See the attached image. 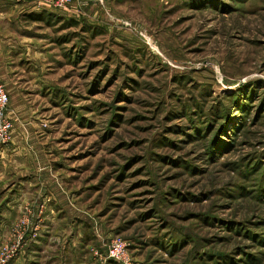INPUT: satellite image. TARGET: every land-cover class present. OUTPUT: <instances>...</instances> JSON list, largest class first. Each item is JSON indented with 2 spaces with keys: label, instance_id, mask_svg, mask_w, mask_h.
<instances>
[{
  "label": "rangeland",
  "instance_id": "obj_1",
  "mask_svg": "<svg viewBox=\"0 0 264 264\" xmlns=\"http://www.w3.org/2000/svg\"><path fill=\"white\" fill-rule=\"evenodd\" d=\"M10 19L7 264H264V0H25Z\"/></svg>",
  "mask_w": 264,
  "mask_h": 264
},
{
  "label": "built area",
  "instance_id": "obj_2",
  "mask_svg": "<svg viewBox=\"0 0 264 264\" xmlns=\"http://www.w3.org/2000/svg\"><path fill=\"white\" fill-rule=\"evenodd\" d=\"M38 7L46 9H54L57 11H68L71 9L75 0H31ZM9 104V97L4 85L0 81V145L5 144L10 137L12 131V123L7 118V109ZM17 244H7L0 249V264H7V262L15 255L17 251ZM109 255L112 258H120L122 256V245L120 243H113L109 250Z\"/></svg>",
  "mask_w": 264,
  "mask_h": 264
},
{
  "label": "crops",
  "instance_id": "obj_3",
  "mask_svg": "<svg viewBox=\"0 0 264 264\" xmlns=\"http://www.w3.org/2000/svg\"><path fill=\"white\" fill-rule=\"evenodd\" d=\"M24 6L25 0H8V3L5 5L0 0V24L2 20H7L9 22L11 20L10 18H12V21L16 20L22 14V12H24ZM0 170H4V168L0 166ZM1 176L2 177L0 180H2L3 178V173H1ZM39 177H41V174H33V177L30 178L31 180L28 181V187L24 186L28 189H30L29 186H31V189H33V192L32 190H25L24 194L22 195V198L25 201L36 200L41 202L42 198L40 193V186H42V180ZM49 198H51V196H49ZM34 212L36 211L34 210Z\"/></svg>",
  "mask_w": 264,
  "mask_h": 264
}]
</instances>
